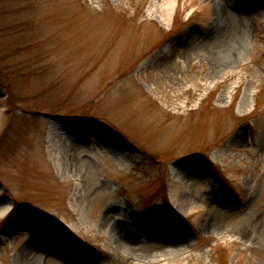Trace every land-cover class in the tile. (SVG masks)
I'll list each match as a JSON object with an SVG mask.
<instances>
[{
	"label": "rangeland",
	"instance_id": "obj_1",
	"mask_svg": "<svg viewBox=\"0 0 264 264\" xmlns=\"http://www.w3.org/2000/svg\"><path fill=\"white\" fill-rule=\"evenodd\" d=\"M0 264H264V0H0Z\"/></svg>",
	"mask_w": 264,
	"mask_h": 264
},
{
	"label": "trees",
	"instance_id": "obj_2",
	"mask_svg": "<svg viewBox=\"0 0 264 264\" xmlns=\"http://www.w3.org/2000/svg\"><path fill=\"white\" fill-rule=\"evenodd\" d=\"M32 211V210H31ZM32 212H34V211H32ZM36 214V213H35ZM37 215V214H36ZM42 217V216H41ZM44 219H45V217H44ZM47 220V219H46Z\"/></svg>",
	"mask_w": 264,
	"mask_h": 264
}]
</instances>
